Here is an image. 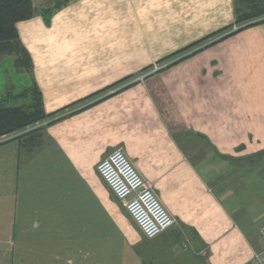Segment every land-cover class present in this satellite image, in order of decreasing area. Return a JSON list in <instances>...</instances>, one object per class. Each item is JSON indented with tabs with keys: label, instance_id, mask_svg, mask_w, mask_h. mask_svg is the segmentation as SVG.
Returning <instances> with one entry per match:
<instances>
[{
	"label": "crops",
	"instance_id": "crops-1",
	"mask_svg": "<svg viewBox=\"0 0 264 264\" xmlns=\"http://www.w3.org/2000/svg\"><path fill=\"white\" fill-rule=\"evenodd\" d=\"M39 11L17 25L32 73L0 61V95L35 81L50 121L0 144L1 264H253L264 213L249 216L233 183L247 176L234 164L264 151V22L228 35L236 0ZM117 147L176 219L154 238L97 170Z\"/></svg>",
	"mask_w": 264,
	"mask_h": 264
},
{
	"label": "trees",
	"instance_id": "trees-1",
	"mask_svg": "<svg viewBox=\"0 0 264 264\" xmlns=\"http://www.w3.org/2000/svg\"><path fill=\"white\" fill-rule=\"evenodd\" d=\"M68 1L57 0L52 7H43L39 11L34 7L33 0H0V61L7 56H13L19 72L32 73V58L20 38L17 25L20 21L32 18L38 11L47 18L54 9L60 8ZM249 3L252 4L251 9L243 14H240L237 6L236 23H239L240 27L230 30L228 35L250 25L264 22V7L257 0H249ZM182 58H178L169 65ZM48 116L44 110L41 91L35 81L22 90L9 89L0 95V136L22 130ZM36 131L38 130L19 135L12 140L20 139Z\"/></svg>",
	"mask_w": 264,
	"mask_h": 264
},
{
	"label": "built area",
	"instance_id": "built-area-1",
	"mask_svg": "<svg viewBox=\"0 0 264 264\" xmlns=\"http://www.w3.org/2000/svg\"><path fill=\"white\" fill-rule=\"evenodd\" d=\"M237 29V28H236ZM233 29V30H236ZM168 66L156 64L150 71L138 77L160 71ZM50 121H37L26 128L0 136V144L19 135L40 130ZM97 170L122 206L127 210L147 238H154L168 230L176 222L155 192L154 183L145 179L131 162L122 147H117L103 158ZM253 264H264V248L254 252Z\"/></svg>",
	"mask_w": 264,
	"mask_h": 264
},
{
	"label": "rangeland",
	"instance_id": "rangeland-1",
	"mask_svg": "<svg viewBox=\"0 0 264 264\" xmlns=\"http://www.w3.org/2000/svg\"><path fill=\"white\" fill-rule=\"evenodd\" d=\"M257 1L263 2V0H257ZM236 2H237V6L239 7L240 14H243V12L249 11L251 9L252 4L249 3V0H236ZM238 27H240V24L236 23V26H234L233 29H236ZM234 167L236 169L246 168L247 170V176H245L244 179L243 178L240 179L237 176L234 177V183H233L234 189L236 190L242 189V191H245V194L243 196L244 199L243 204L247 209L248 214H250L249 216L252 215L260 216L262 213H264V199L260 201V199L257 200L256 198L257 195H259V193H261L264 189V151L260 154L247 158L242 162H236V164H234ZM0 173H1V168H0ZM1 176L2 175H0V177ZM14 183L15 180L13 179L12 182L9 184L11 187V191L13 187H15L16 185ZM7 185L8 184H5L6 187ZM1 186H2V182H0V192H1ZM257 225L261 228L264 227V215L261 216V218L258 220ZM242 226L245 227L246 231H249V229L251 228L250 225L246 222L243 223ZM0 264H1V260H0Z\"/></svg>",
	"mask_w": 264,
	"mask_h": 264
}]
</instances>
